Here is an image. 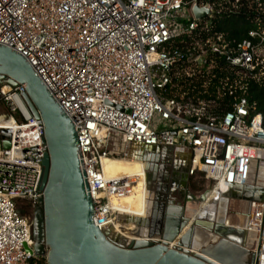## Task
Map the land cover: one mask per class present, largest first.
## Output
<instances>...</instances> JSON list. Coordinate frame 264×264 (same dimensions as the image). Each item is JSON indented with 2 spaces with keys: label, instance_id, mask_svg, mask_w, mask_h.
<instances>
[{
  "label": "built area",
  "instance_id": "2783aa9c",
  "mask_svg": "<svg viewBox=\"0 0 264 264\" xmlns=\"http://www.w3.org/2000/svg\"><path fill=\"white\" fill-rule=\"evenodd\" d=\"M240 2L221 0L217 10L208 0H0V46L28 62L73 123L93 223L103 233L131 240L115 225L142 218L112 203L130 179L104 171L130 146L189 151L188 174L204 178L207 204L233 186L264 189L263 117L247 99L250 83L264 79V29L237 40L212 23L223 11L240 14ZM195 8L210 14L198 19ZM25 94V85L0 87V132L10 136L0 135V264L39 258L22 211L42 196L48 147ZM241 202L250 203L245 225L233 227L263 236L264 198Z\"/></svg>",
  "mask_w": 264,
  "mask_h": 264
},
{
  "label": "water",
  "instance_id": "95a60500",
  "mask_svg": "<svg viewBox=\"0 0 264 264\" xmlns=\"http://www.w3.org/2000/svg\"><path fill=\"white\" fill-rule=\"evenodd\" d=\"M194 14L200 19L210 12L195 8ZM6 84L26 86L24 100L45 128L48 152L42 162L39 187L42 196L35 203L32 237L36 255L45 257L47 264H264L263 236L252 251L245 242L246 229L205 219L206 211L214 213L218 207L216 202L207 204L205 194L188 191L187 198L180 203L168 199L160 204L158 181L149 176L146 164L147 180L155 185L152 211L144 218L147 225L141 232L146 237L117 239L111 231H100L93 223L94 204L80 167L73 123L28 62L13 50L0 46V87ZM0 135L1 139L10 138L5 131ZM3 147L8 149L9 142H4ZM130 147L126 158L138 146ZM244 190L258 192L257 200L264 198L263 188L233 186L226 199H242L238 193ZM246 198L255 199L250 195ZM140 221L139 226H144ZM154 238L160 241H151ZM175 242L177 246L170 248L169 244Z\"/></svg>",
  "mask_w": 264,
  "mask_h": 264
},
{
  "label": "flooded vegetation",
  "instance_id": "af4514ba",
  "mask_svg": "<svg viewBox=\"0 0 264 264\" xmlns=\"http://www.w3.org/2000/svg\"><path fill=\"white\" fill-rule=\"evenodd\" d=\"M131 150L132 152L128 156L130 158L133 156L136 161L134 163L141 164L142 168L139 166L132 167L127 159L115 160L113 164L115 166L114 177L130 179L128 190L120 195L119 199V208H122L123 213L126 211L125 208L134 206L135 213L139 216L143 209H148L152 205V182L148 181L149 188H152L151 191L142 190L143 179L141 178H146L145 164L148 168L149 176L155 181H158L159 191L157 193V201L160 204L167 202L168 199L177 200L187 198V192L191 191V177L188 174L191 158L189 151L179 152L177 157H174V152L164 147L145 148L138 146ZM131 180H134L135 183ZM130 191H136V193L132 194ZM127 195L128 198H126ZM126 199H128V202ZM133 200H135L134 203ZM28 217L33 221L34 213ZM140 223L144 226L146 224L145 221H141ZM133 226L140 227L135 223H133Z\"/></svg>",
  "mask_w": 264,
  "mask_h": 264
},
{
  "label": "trees",
  "instance_id": "16d2710c",
  "mask_svg": "<svg viewBox=\"0 0 264 264\" xmlns=\"http://www.w3.org/2000/svg\"><path fill=\"white\" fill-rule=\"evenodd\" d=\"M215 4V8L221 9L219 3L221 0H208ZM235 0H230V5ZM261 2H264L261 0ZM241 10L240 14L228 15L224 11L217 15L212 23L219 32L227 34L229 38L242 40L247 36V32L251 29L260 27L264 29V9L257 6L255 0H241L239 3ZM182 83V81H180ZM176 85V84H175ZM173 89V88H172ZM171 88L166 93L167 97H172ZM247 99L250 104L256 105V112L260 113L263 117L264 127V79L261 82H251L248 88ZM201 179V180H200ZM193 177L190 180V189L192 192H202L205 180L202 177ZM197 180H200L199 182ZM32 264H47L45 257H39L32 261Z\"/></svg>",
  "mask_w": 264,
  "mask_h": 264
},
{
  "label": "crops",
  "instance_id": "0c3cea01",
  "mask_svg": "<svg viewBox=\"0 0 264 264\" xmlns=\"http://www.w3.org/2000/svg\"><path fill=\"white\" fill-rule=\"evenodd\" d=\"M179 152H183V151H176V152H174L173 153V156L174 157H177V155L179 154ZM128 158H130L129 156H128ZM131 158H133V160H134V157L132 156ZM125 160V159H124ZM127 161H128V163L132 166V167H136V166H139V167H141L142 168V165L141 164H136V163H134V162H132V161H130V160H128L127 159ZM142 172H144L143 170H142ZM145 173V172H144ZM141 179H143V187H142V190L143 191H151L152 190V188H149V185H148V180H147V177L146 178H141ZM140 179V180H141ZM132 182L134 181V180H131ZM134 183H135V181H134ZM190 192H192V191H190ZM130 193H132V194H134V193H136V191H130ZM192 193H194L195 195H197V193L196 192H192ZM205 192L203 191L202 192V194H204ZM238 194H240L241 195V192L240 193H238ZM230 195H231V193H230ZM211 197V195H208V198H210ZM251 197V196H250ZM126 198H128V195H127V197ZM229 198H231V197H229ZM255 199H257V198H255ZM127 200V202H128V199H126ZM181 200H182V198H180V199H177V200H174L176 203H180L181 202ZM135 202V200H133V203ZM227 202V201H226ZM225 202V203H226ZM221 203V202H220ZM219 203V204H220ZM219 204H218V206H219ZM205 205V204H204ZM207 206V205H206ZM205 206V207H206ZM249 206H250V203H245V209L248 211L249 210ZM204 207V206H203ZM204 207V208H205ZM150 208V207H149ZM148 208V209H149ZM125 214L126 215H132V216H135V217H137L138 215L135 213V208H134V206H131V207H128V208H125ZM218 211V207H217V209H216V212H214V213H208L207 211L203 214V217L205 218V219H209V220H213V221H215V222H221V221H223L224 222V224L225 225H229V226H234V223H233V220L231 221L230 220V218H228V217H226V215H225V211H226V208L224 209V208H222V211H220L219 213L217 212ZM150 212H151V210H150ZM149 212V214H151ZM148 214V211H147V209H143L142 210V212L139 214V217H142V218H139V219H141V221H145V219H146V217L148 216L147 215ZM135 217H133V219L135 218ZM145 218V219H144ZM137 219V218H136ZM140 221V222H141ZM229 221V222H228ZM146 223V222H145ZM146 225H147V223H146ZM236 225H238L239 227H243L244 225H245V217L244 216H242L241 218H240V220L237 222V224ZM118 226V229L121 231H124L125 233H124V235H128V236H130L131 238H134V236L133 235H131V229H134L136 232H139L140 233V231L141 232H143V230H144V227H146V226H143V228L142 227H135V226H133V223L128 227V228H126V227H124V226H122V225H117ZM236 227V226H235ZM129 230H130V232H129ZM121 231V232H122ZM259 235H260V232L259 231H256V230H254V229H252L249 233H248V237H247V242H246V245H247V248H249L250 250H252V251H255V248L254 247H256V249H257V246H258V237H259ZM263 236H264V234H263ZM263 240H264V237H263ZM264 254V244H263V250H262V255ZM263 260H264V256H263Z\"/></svg>",
  "mask_w": 264,
  "mask_h": 264
},
{
  "label": "rangeland",
  "instance_id": "374dc122",
  "mask_svg": "<svg viewBox=\"0 0 264 264\" xmlns=\"http://www.w3.org/2000/svg\"><path fill=\"white\" fill-rule=\"evenodd\" d=\"M2 110H3V106L0 105V112ZM121 159H128V160H130L132 162H136L135 160H133V158L131 159V158H128V157L127 158L121 157ZM195 177H199V179H200L201 176L197 175ZM200 180H197V181L199 182ZM151 184L154 186L153 183H151ZM205 190H206V188H205V185H204V188H203L202 192L205 191ZM202 192H196V193H197V195H201ZM240 192H241L242 199H248V198H246V196H249V195L251 196V198H259L260 197L258 192H254V191H251V190H244V191H240ZM242 199H241V201H242ZM225 200L227 201V202L225 201L226 203L224 202V203H220L219 204L218 211H217L218 213L220 211H222V208H224V209L226 208L227 209L226 217L231 218L233 220L234 225L237 224V222L240 220V218L242 216L246 217V214L248 213V211L245 209V203L239 201V199H233V198H228V199L225 198ZM33 213H34V208L33 207H28L24 211H22V214L25 217L32 216ZM137 221H139V220H137ZM133 230L134 229H131V233H134ZM263 244H264V240H262V247H263ZM254 248L256 250V247H254Z\"/></svg>",
  "mask_w": 264,
  "mask_h": 264
},
{
  "label": "bare ground",
  "instance_id": "6f19581e",
  "mask_svg": "<svg viewBox=\"0 0 264 264\" xmlns=\"http://www.w3.org/2000/svg\"><path fill=\"white\" fill-rule=\"evenodd\" d=\"M115 160H122V159H108V160H106L105 161V163H104V171H105V173H106V175H107V177L108 178H112V177H114L115 176V174H114V172H115V166H113V164H114V162H115ZM119 199H120V196L119 197H117V198H115V199H113V201H112V203L114 204V205H116L117 207H119ZM201 216V215H200ZM198 217V216H197ZM221 222H223V221H221ZM220 222V223H221ZM118 224H116L115 225V229H116V231L117 232H119V233H125L124 231H120L119 229H118V226H117ZM261 233V232H260ZM260 236H261V234L259 235V237H258V241H259V238H260ZM247 237H248V233H247V236H246V240H245V242H247ZM131 239H133V238H131ZM196 249H199V248H197V247H195ZM249 249V248H248Z\"/></svg>",
  "mask_w": 264,
  "mask_h": 264
}]
</instances>
